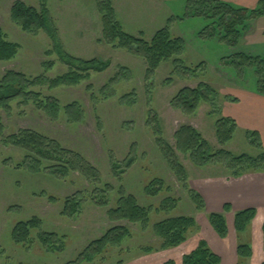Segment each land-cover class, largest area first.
I'll list each match as a JSON object with an SVG mask.
<instances>
[{
	"label": "rangeland",
	"instance_id": "obj_1",
	"mask_svg": "<svg viewBox=\"0 0 264 264\" xmlns=\"http://www.w3.org/2000/svg\"><path fill=\"white\" fill-rule=\"evenodd\" d=\"M112 1L126 33L149 41L157 31L168 27L172 37L182 38L185 49L177 57L196 72L184 74L181 68L174 71L170 60L163 62L151 77H146L147 66L143 59L99 42L101 23L95 0H0L3 38L18 46L13 59L0 62V80L10 71L22 73L29 80L42 76L53 79L65 74L68 68L60 61L59 48L72 58L96 59L107 65L102 72L89 71L88 77L76 86L50 89L43 84L29 89L39 93L42 100L56 101L57 116L50 113V109V114L38 109L37 102L33 101L23 103L18 99L9 102L8 109L0 107L4 137L21 130L38 133L81 155L99 176L95 184L76 171L65 175L58 171L59 174L52 176L48 170L37 173L19 168L25 153L5 146L0 138V264H67L113 227L128 229L131 237L119 247L107 248L91 262L79 264H165L169 260L181 264L182 256L201 240L220 257V264H237L238 244L249 245L254 252L246 264L258 263L259 258L264 257L258 251L259 233L263 240L264 210L241 234L234 230V213L230 214L231 209L225 212L228 234L220 239L207 220L212 212L206 204L204 211L196 210L188 192L168 168L145 120L149 113L155 114L163 139L173 148L174 133L182 126H191L208 142L211 153L225 150L234 156H257L258 150L245 130L237 128L231 140L222 145L216 138L214 123L224 115L225 104H230L227 100L237 99L242 93H256L253 91L254 70L247 67L248 64L243 68L235 54L264 58V43L251 45L241 40L238 49H234L226 40L222 42L220 36L212 37L210 29H206L207 37L200 35L208 21L202 17L184 18V6L179 2L169 6L161 1L156 4V0ZM16 2L38 12L46 7L56 28V39L52 40L43 31L23 32L11 18ZM48 63H53L49 70L45 68ZM120 68H126L128 76L122 73L117 82H110ZM168 79L170 83L166 84ZM200 83L215 91L209 103H201L194 115L171 108L170 100L179 90L196 88ZM129 94L132 96L121 101ZM74 103L80 109V116H75L79 118L77 122L68 120L63 110ZM176 154L187 172L188 186L196 192L209 181L231 179L229 171L221 164L198 168L188 155ZM6 160L7 164H3ZM155 179L162 181V191L151 196L145 188ZM105 188L108 192L101 193ZM118 192L133 196L141 207L150 211L146 229L107 217V211L118 201ZM66 198L75 206L73 214L64 209ZM170 198L175 199L173 209L163 207V202ZM176 216L193 217L197 228L188 233L184 245L161 250L152 225ZM31 219L39 220V228L31 231L30 242L15 244L11 239L13 228ZM39 234H52L50 246H42L37 238Z\"/></svg>",
	"mask_w": 264,
	"mask_h": 264
},
{
	"label": "trees",
	"instance_id": "obj_2",
	"mask_svg": "<svg viewBox=\"0 0 264 264\" xmlns=\"http://www.w3.org/2000/svg\"><path fill=\"white\" fill-rule=\"evenodd\" d=\"M46 1V0H42ZM67 1V0H61ZM97 12L101 23L100 43L107 44L113 49L126 51L134 57H140L146 63V77H151L156 69L163 63L172 60L174 71L182 69V72L193 74L196 70L183 65L178 58L185 49L184 40L180 37H172L168 27L157 31L149 41L141 37H134L123 30L118 21L117 14L111 0H95ZM184 18L202 17L208 21L207 25L199 33L206 35V29H210L211 36L226 40L231 47L238 49L242 36L248 31L252 21L264 16V0H259L256 7L246 9L235 7L219 0H186L184 2ZM11 18L17 23L23 32L43 31L49 35L52 40L56 39V28L51 23L48 10L37 11L33 7L25 6L23 3L16 2L11 10ZM250 23V24H249ZM4 35L0 30V62H6L13 59L18 51L16 44L8 43L4 40ZM207 37V36H205ZM220 40V41H221ZM60 61L68 68V71L53 79L44 76L29 80L22 73L7 72L0 80V107L8 109L9 102L20 99L23 103L28 101L37 102L38 109L49 110L54 116H57L58 104L50 99H40V94L30 91V88L46 84L50 89H56L63 86H76L81 80L88 77V72H102L107 65L96 59L84 61L75 59L63 52L58 51ZM178 56V57H177ZM241 61L243 68L251 67L255 75V87L253 91L264 96V58L247 56L242 53L235 54ZM233 63V62H232ZM248 64V65H246ZM240 65V66H241ZM246 65V66H245ZM236 66V65H234ZM53 63L45 65L46 69H51ZM237 68L239 66H236ZM128 76L126 68H120L110 82H117L119 75ZM170 80L166 81L169 84ZM132 95H125L121 101H125ZM215 96V91L208 85L200 83L196 88H182L170 100L172 109L178 110L185 115H194L201 103H209ZM230 103H236L237 99L227 100ZM76 103L67 105L63 110L68 120L77 122L80 116V109ZM48 112V113H49ZM49 113V114H50ZM72 119H71V118ZM74 117V118H73ZM146 126L155 137L156 144L165 160L168 168L175 175L177 181L185 189L194 204L197 211H204L205 203L202 196L187 184V172L181 164L176 153L188 155L191 163L196 167H204L212 163L221 164L229 171V178L237 179L249 173H264V148L257 132L245 131L251 143L258 150L257 156L239 155L234 156L228 151H219L211 153L208 142L202 137L200 132L191 126L180 127L173 135L175 148L170 146L162 136L158 117L149 113L146 120ZM215 135L218 142L222 145L228 143L237 129L236 122L230 117L220 116L214 123ZM4 127L0 121V138L5 146H13L25 153L23 163L19 168L33 170V172L50 171V175H65L68 172L76 171L86 181L97 184L99 179L98 171L92 167L81 155L61 147L57 142L39 135L33 131L21 130L8 137L3 136ZM4 161L3 164H7ZM45 163L47 165H43ZM42 170V171H41ZM57 171V172H56ZM122 189V188H120ZM148 195L156 196L162 191V181L153 180L145 188ZM108 192L105 188L101 193ZM119 198L115 207L110 208L106 215L111 221H126L130 224H139L146 229L149 226L150 211L141 207L133 196H124L122 192L117 193ZM65 208L70 210V214L75 211V206L71 199H65ZM75 203V201H74ZM172 206H170V204ZM175 203L174 198L163 202V207H171ZM76 204V203H75ZM100 205H105L100 203ZM230 206L224 204L222 212L210 213L207 220L213 231L220 239L226 238L228 228L224 213L230 211ZM256 216L254 208H247L234 213L233 227L237 234L246 231L248 225ZM38 219H31L28 222L18 223L11 232V239L15 244H24L30 242V233L39 228ZM197 224L191 216H176L166 220L154 223L152 233L159 239L161 250H174L187 241V235L196 230ZM264 242V220L261 226ZM131 237V232L123 227H113L109 229L102 237L92 241L80 254V256L67 264H79L82 262H91L96 256L102 254L107 248L119 247L124 240ZM38 240L42 246H50L52 234H39ZM148 251H150L148 249ZM237 264H246L252 257V249L249 245L238 244L236 247ZM220 257L214 253L207 242L199 241L198 245L188 254L182 256L181 264H220ZM165 264H175L173 260ZM264 264V262L262 263Z\"/></svg>",
	"mask_w": 264,
	"mask_h": 264
},
{
	"label": "crops",
	"instance_id": "obj_3",
	"mask_svg": "<svg viewBox=\"0 0 264 264\" xmlns=\"http://www.w3.org/2000/svg\"><path fill=\"white\" fill-rule=\"evenodd\" d=\"M156 1L154 2L153 0L156 4H159V1H161L163 4L167 3L169 6L172 3L179 2L183 7L186 0ZM219 1L246 9L255 8L259 2V0ZM113 7L115 9L114 4ZM115 12L117 13L116 9ZM241 40H245L251 45L264 43V16L251 22L248 31L242 36ZM223 114L222 116L224 117L232 118L236 122L237 128L257 132L261 140V145L264 148V96L252 92L242 93L237 98L236 103L225 104ZM198 192L202 196L206 207L212 213L222 212L223 205L228 204L231 208L230 214L247 208H254L256 210L254 219H257L261 216L262 210H264V173L246 174L240 178L225 181L215 179L203 184ZM258 244V251H260V254L261 252L264 254V242L261 239L260 233L258 236ZM253 256L254 252L252 251L251 258ZM260 261L264 262V257L262 259L260 257L258 263L254 261L252 264H262L259 263Z\"/></svg>",
	"mask_w": 264,
	"mask_h": 264
}]
</instances>
